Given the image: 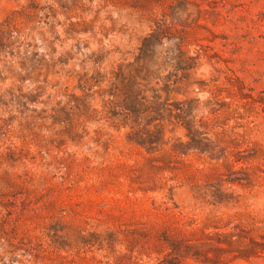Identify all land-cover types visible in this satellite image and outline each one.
Wrapping results in <instances>:
<instances>
[{
    "label": "rangeland",
    "instance_id": "obj_1",
    "mask_svg": "<svg viewBox=\"0 0 264 264\" xmlns=\"http://www.w3.org/2000/svg\"><path fill=\"white\" fill-rule=\"evenodd\" d=\"M0 264H264V0H0Z\"/></svg>",
    "mask_w": 264,
    "mask_h": 264
}]
</instances>
